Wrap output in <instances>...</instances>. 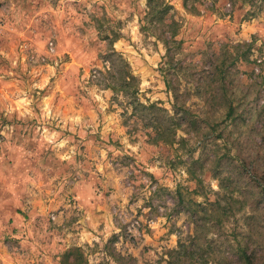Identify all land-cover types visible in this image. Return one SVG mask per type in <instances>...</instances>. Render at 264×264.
Segmentation results:
<instances>
[{"label": "rangeland", "instance_id": "1", "mask_svg": "<svg viewBox=\"0 0 264 264\" xmlns=\"http://www.w3.org/2000/svg\"><path fill=\"white\" fill-rule=\"evenodd\" d=\"M165 1L175 95L146 0H0V264H264V0Z\"/></svg>", "mask_w": 264, "mask_h": 264}, {"label": "trees", "instance_id": "2", "mask_svg": "<svg viewBox=\"0 0 264 264\" xmlns=\"http://www.w3.org/2000/svg\"><path fill=\"white\" fill-rule=\"evenodd\" d=\"M146 2L148 10L146 12L145 20L147 21V23H149V27L142 26L141 31L144 32L149 30L150 28L153 32L159 31V33H155L154 36L163 43L166 51L165 57L167 58V63L165 62V65H167V68L165 69L164 74L165 86L167 90L173 91L175 95L177 93L174 87V83L171 80L167 79V76L170 70L175 69L176 64H178L177 67L180 68V63H174V60L176 55L179 54L181 50L182 42L176 40V37L178 36L181 29V24L175 18L173 7L165 0H146ZM104 38L107 39L108 37L105 36ZM115 39L116 37H112L109 44L111 45ZM236 58H239L241 60L243 58V60L245 61L247 60L245 55L237 56L235 57V59ZM231 63L234 64V60ZM225 76L226 70L220 67V70H217V74L215 75L214 79L218 84V90H220V93L223 92L226 87V85L224 84ZM116 80L120 84L119 87H117V90L121 89V91L123 90L125 95L129 96L130 106H135L136 108L144 112H149L155 107L152 104L143 105L136 99L138 90L133 84L135 82V77H133V75H131L130 73H126L124 76L119 75ZM188 116L189 113L185 111L183 114V118H188ZM228 116H230V113H228ZM189 120L191 122L189 123L190 127H192V125L196 124L197 122L196 119L190 118ZM178 127L179 125L176 123V121H172L171 125L166 128H160L156 126L154 133L157 136L154 140L162 141L166 144H173V142L175 141V139L173 138L175 136L173 135L175 134V129H177ZM190 248H192V245ZM192 252V250L189 251V245L185 242V240L178 239L176 247L167 251V255L169 257L166 260L165 264H208L207 261L203 258V255ZM238 260L243 264H252V260L250 256L246 254V251H241ZM59 264H87V261L83 255L82 250L76 247L64 252L61 256Z\"/></svg>", "mask_w": 264, "mask_h": 264}]
</instances>
